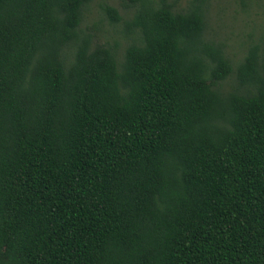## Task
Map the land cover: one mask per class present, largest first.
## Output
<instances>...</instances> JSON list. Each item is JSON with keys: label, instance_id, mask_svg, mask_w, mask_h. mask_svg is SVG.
<instances>
[{"label": "trees", "instance_id": "trees-1", "mask_svg": "<svg viewBox=\"0 0 264 264\" xmlns=\"http://www.w3.org/2000/svg\"><path fill=\"white\" fill-rule=\"evenodd\" d=\"M90 1L0 0V264H264V27L128 0L118 57Z\"/></svg>", "mask_w": 264, "mask_h": 264}, {"label": "rangeland", "instance_id": "rangeland-1", "mask_svg": "<svg viewBox=\"0 0 264 264\" xmlns=\"http://www.w3.org/2000/svg\"><path fill=\"white\" fill-rule=\"evenodd\" d=\"M176 1L181 9L186 7L189 0ZM207 37L214 41H221L226 45L228 55L234 62L244 53L247 45L256 40L264 27V0H247L245 5L240 0H207ZM128 0H91L85 11L81 24L82 30L94 34L99 43L118 44L117 55L120 57L124 48L130 42L126 35L124 22L133 13ZM110 6L117 10L121 21L115 25L103 11V7Z\"/></svg>", "mask_w": 264, "mask_h": 264}]
</instances>
